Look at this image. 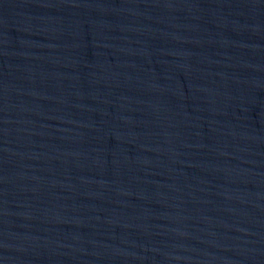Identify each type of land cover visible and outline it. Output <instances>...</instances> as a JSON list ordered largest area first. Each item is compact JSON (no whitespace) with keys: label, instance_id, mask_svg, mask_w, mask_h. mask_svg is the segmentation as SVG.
Returning a JSON list of instances; mask_svg holds the SVG:
<instances>
[{"label":"water","instance_id":"95a60500","mask_svg":"<svg viewBox=\"0 0 264 264\" xmlns=\"http://www.w3.org/2000/svg\"><path fill=\"white\" fill-rule=\"evenodd\" d=\"M0 264H264V0H0Z\"/></svg>","mask_w":264,"mask_h":264}]
</instances>
